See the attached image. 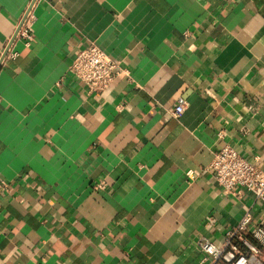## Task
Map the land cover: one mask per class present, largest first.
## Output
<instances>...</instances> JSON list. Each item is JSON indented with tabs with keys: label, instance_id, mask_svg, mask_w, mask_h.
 <instances>
[{
	"label": "crops",
	"instance_id": "obj_1",
	"mask_svg": "<svg viewBox=\"0 0 264 264\" xmlns=\"http://www.w3.org/2000/svg\"><path fill=\"white\" fill-rule=\"evenodd\" d=\"M92 42L128 71L100 95ZM226 144L264 171V0H0V264H213L264 221L208 169Z\"/></svg>",
	"mask_w": 264,
	"mask_h": 264
},
{
	"label": "built area",
	"instance_id": "obj_2",
	"mask_svg": "<svg viewBox=\"0 0 264 264\" xmlns=\"http://www.w3.org/2000/svg\"><path fill=\"white\" fill-rule=\"evenodd\" d=\"M32 6L27 10L16 34V38L28 42L32 39L36 21ZM70 72L94 95L102 94L116 78L128 74L126 69L95 42L77 52ZM183 110L184 105H178L175 115L179 116ZM208 169L213 173L215 181L227 192L236 195L244 191L264 202V171L257 158L246 157L234 146L226 144L214 154ZM199 246L213 264H263L260 255L261 247L264 246V221H253L249 209L240 222L226 232L221 243L203 238L199 241Z\"/></svg>",
	"mask_w": 264,
	"mask_h": 264
}]
</instances>
